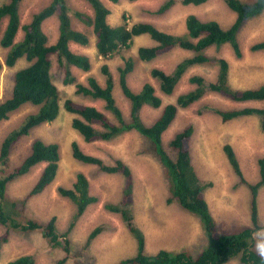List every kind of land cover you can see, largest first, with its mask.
<instances>
[{"label":"rangeland","instance_id":"obj_1","mask_svg":"<svg viewBox=\"0 0 264 264\" xmlns=\"http://www.w3.org/2000/svg\"><path fill=\"white\" fill-rule=\"evenodd\" d=\"M9 0H0V6ZM110 9L108 22L112 26L133 25L136 22L151 23L160 30L174 35L186 33V19L189 15H196L203 21L215 20L224 28H229L236 19V14L223 0H210L201 6L175 4L169 11L159 14L158 11L166 0H120L114 4L109 0H102ZM253 2L254 0H243ZM51 0H23L20 4L22 25L29 23L34 14L46 7ZM72 9L70 12L74 28L84 30L90 43L81 46L73 43L71 48L78 54L87 55L92 62L89 72L72 68L73 75L79 82L87 83L88 77L97 78L102 86H106V76L102 67L107 65L115 80L114 95L117 104L126 118L130 115V101L123 95L119 82V68L125 67L126 60L135 61L133 72L127 78L129 86L139 92L146 83L156 88V93L162 98L163 105L159 109L145 106L141 111L142 120L151 125L160 116L165 105L174 103L180 94L195 88L190 82L194 75L202 76L207 85L214 82L219 72L216 62L192 67L177 85L172 95L164 94L160 89V82L151 76L154 68L170 73L182 59L191 56L189 51L180 48L173 49L151 62H142L138 59V49L142 46H151L153 41L147 36L134 40L130 49L117 52L111 58H104L98 54L95 47V38L92 27L84 26L75 17L76 11H83L93 15L88 3L82 0H67ZM7 19L3 22L5 29ZM44 31L50 43L58 37V22L56 18L49 19L44 24ZM24 32L18 34L17 41L23 38ZM264 41V12L249 21L241 28L238 42L241 57H237L229 44L213 47L208 50L211 59H225L229 63V83L235 89L258 88L264 84V51H252V47ZM8 50L0 46V62H4ZM26 59H21L13 68L3 67L0 71V103L11 97L14 87L15 73L28 66ZM52 77L54 84L59 88L61 95V110L58 118L52 122L42 124L31 130L30 134L15 143L10 152L9 166L6 172L19 166L32 152V145L36 140L46 143H57L60 146V170L54 183L43 193L25 201L44 165H38L32 171L8 186L6 202L17 203V218L19 221L34 220L41 225L55 217L57 234L60 241L70 239V254L62 247H54L42 230L22 232L10 229L8 241L0 245V264L22 256L34 255L36 264H56L65 259V264H119L136 254L137 242L129 232L126 222L119 214L105 209L106 204H118L122 200L123 176L119 174H104L95 165H87L76 161L72 156L71 145L79 143L81 149L89 155L99 157L107 164H113L115 159H121L128 164L134 174V204L131 206L133 224L141 229L146 237V252L155 254L159 250L170 252L188 251L198 256L209 245V237L200 218L181 209L176 203L168 205L166 198L169 195L170 183L166 169L156 156L152 143L132 131L123 134L111 141L87 143L73 128L72 122L76 115L67 112L64 108L66 100L96 107L106 113L111 119L112 114L106 110L105 102L76 93L74 84H64V70L59 66L57 59L53 60ZM246 107L264 108V102L236 103L220 94L208 91L204 97L186 109H180L176 119L163 136L165 151L174 158L169 143L176 133L185 127H193V136L190 147L195 154L205 152V143H211L214 154H224V147L230 144L235 148L241 164L245 180L257 183L259 175H253V167H259L258 160L264 157V131L261 127L262 119L257 115L243 116L223 122L217 111L243 109ZM38 108L25 105L13 112L7 120L0 122V148L6 136L17 129L27 115L37 112ZM115 120V119H114ZM254 149V152L252 150ZM225 155V154H224ZM220 166L222 182L214 176H209L211 182L206 189L207 198L212 205L213 216L216 219L218 231L221 234L239 233L251 222L252 195L248 186L240 182L229 162L221 157ZM257 160V163L255 161ZM197 167V166H196ZM206 174L209 170L207 163L197 167ZM0 167V171H1ZM84 173L90 182V194L98 198V202L88 207L84 215L75 222V205L58 193L59 187L73 188L78 173ZM0 172V177H3ZM259 178V179H258ZM257 179V181H256ZM222 186L223 190L220 189ZM261 192V207L259 224L264 227V187ZM205 194V190H204ZM99 226H107L89 246L87 241L90 233ZM6 227L0 225V238L6 235ZM68 233V236H66ZM255 243V242H254ZM227 264H242L239 258Z\"/></svg>","mask_w":264,"mask_h":264},{"label":"trees","instance_id":"obj_2","mask_svg":"<svg viewBox=\"0 0 264 264\" xmlns=\"http://www.w3.org/2000/svg\"><path fill=\"white\" fill-rule=\"evenodd\" d=\"M23 0H9L0 6V46L8 52L4 62H0V71L3 67L13 68L21 59H26L28 66L18 70L14 75V87L11 97L0 103V122L25 105L37 107L35 113L26 116L20 126L10 132L0 148V225L6 227V235L0 238V245L8 241L10 229L22 232L42 230L44 237L48 238L54 247H62L70 254V239L60 241L57 234L55 217L47 224L41 225L34 220L25 222L17 218V203L6 202L8 186L16 179L29 174L38 165H44L25 201L40 195L56 180L59 170L61 153L57 143H46L36 140L32 145L31 154L17 167L6 172L9 166L10 152L15 143L30 134L31 130L48 122L56 120L61 110V95L59 88L54 84L52 67L54 58L64 70V84L76 87V93L105 102L106 110L114 119L96 107L88 106L66 100L64 108L67 112L76 115L72 126L87 143L111 141L123 134L135 131L149 140L154 148L157 158L166 169L170 183L169 195L166 203H176L181 209L200 218L208 234L209 245L198 256L188 251L170 252L159 250L155 254L146 252V237L141 229L133 224L131 206L134 204V174L131 167L121 159H115L113 164H107L99 157L86 154L79 143L74 141L71 145L73 158L83 164L95 165L104 174H119L123 176L122 200L118 204H106L105 209L111 213L119 214L126 222L129 232L137 242L136 254L122 260L119 264H227L239 258L242 264H264L253 251L254 241L252 233L261 228L257 197L264 187V157L259 158L260 179L250 184L245 180L236 152L230 144H226L224 152L226 158L239 177L240 182L249 187L252 195L251 222L249 227L239 233L221 234L218 231L216 220L213 217L207 202L204 190L209 183L201 180L192 164L190 153V139L193 127L188 126L180 130L170 141L169 146L174 158L165 151L164 133L170 128L180 109H186L201 100L208 91L220 94L236 103L264 102V84L258 88L235 89L229 83V63L227 60L211 59L208 50L229 44L235 55L241 57L238 35L243 25L264 12V0L244 2L243 0H223V2L236 14L234 23L224 28L215 20L203 21L196 15H189L186 19V33L174 35L160 30L151 23L136 22L133 25L112 26L108 22L110 9L102 0H82L90 5L93 15L83 11H76L75 17L84 26L92 27L95 38V47L98 54L104 58H111L117 52L130 49L134 40L147 36L153 41L151 46H142L138 49V59L142 62H151L160 55L173 49L180 48L189 51L191 56L179 61L172 72L154 68L151 76L160 82V89L166 95H172L187 72L195 66L216 62L219 72L214 82L206 84L202 76L194 75L190 82L195 88L180 94L174 103L163 107L160 116L151 125H146L141 117L145 106L159 109L163 105L162 98L157 95L156 88L146 83L139 92L134 91L128 84L127 78L134 70L135 61L126 60L125 67L119 68V82L123 95L130 101V115L125 117L117 104L114 90L115 80L109 67L104 65L102 73L106 76V86H102L97 78L88 77L87 83L79 82L73 75L72 68L89 72L92 68L91 59L87 55L78 54L71 48V43L86 46L90 43L89 35L84 30L74 28L70 12L72 9L67 0H51L42 10L33 15L32 20L22 25L20 4ZM116 4L120 0H109ZM135 2L137 0H129ZM210 0H166L159 9V14L169 11L175 4L201 6ZM58 22V37L50 43L44 31V24L52 18ZM7 19L5 29L3 22ZM24 35L17 41L19 31ZM252 51H264V41L255 44ZM223 122H229L243 116L257 115L261 117V127L264 131V108L246 107L243 109L219 110ZM58 193L75 205L72 230L88 207L98 202V198L90 194L88 177L80 172L73 188L59 187ZM107 226L95 228L89 235L87 246L94 241ZM68 236V233H66ZM65 259L56 264H65ZM7 264H36L34 255L19 256Z\"/></svg>","mask_w":264,"mask_h":264},{"label":"crops","instance_id":"obj_3","mask_svg":"<svg viewBox=\"0 0 264 264\" xmlns=\"http://www.w3.org/2000/svg\"><path fill=\"white\" fill-rule=\"evenodd\" d=\"M20 32H21V30L19 31V33ZM72 44L73 43H71V46H72ZM83 55H85V54H83ZM191 139H192V137H191ZM191 139H190V142H191ZM210 145H211V143H205V144L202 145V146H204L205 152H201V153L195 154V158H196L195 161H194V158H193V149L194 148L191 145V147H190V153H191L192 164H193V166H194V168L196 170L197 175L199 176V178L201 180L213 184V182L209 181L210 180L209 176H214V177H216L219 180V182H222L223 183V181L221 180V176H222V174L225 171L224 172H221V166H220V160H219V158L221 157L223 160H225L226 155H224L225 153L224 154H221V155H220V153H218V155L214 154L215 151H213L211 149ZM233 149H234V151H236L234 147H233ZM253 152H254V149L252 150L251 153H253ZM203 160H205L206 163L208 161L209 170H208V172L206 174H204L203 172H201L197 168L198 166H200L201 164H203ZM226 160H227V158H226ZM238 160H239V158H238ZM239 162H240V160H239ZM255 163H257V160L255 161ZM240 164H241V162H240ZM253 175H255V176H258L259 175V177H260V168L259 167L258 168L256 166L253 167ZM256 181H257V179H256ZM206 189H205V195H206ZM220 189L223 190L222 186L220 187ZM206 199H207V202L209 204L211 213H213V211H212V205L210 203V200L207 198V196H206ZM262 204H264L263 201H262ZM257 206H258V213H259V216H260V207H261V192L260 191H259V194H258V197H257Z\"/></svg>","mask_w":264,"mask_h":264},{"label":"clouds","instance_id":"obj_4","mask_svg":"<svg viewBox=\"0 0 264 264\" xmlns=\"http://www.w3.org/2000/svg\"><path fill=\"white\" fill-rule=\"evenodd\" d=\"M252 239L255 242L253 251L260 259L264 260V227L255 230L252 233Z\"/></svg>","mask_w":264,"mask_h":264}]
</instances>
